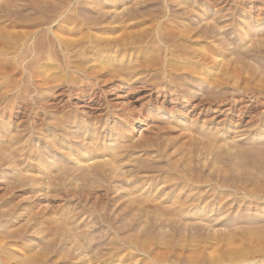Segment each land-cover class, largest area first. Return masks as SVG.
Masks as SVG:
<instances>
[{"label":"rangeland","instance_id":"1","mask_svg":"<svg viewBox=\"0 0 264 264\" xmlns=\"http://www.w3.org/2000/svg\"><path fill=\"white\" fill-rule=\"evenodd\" d=\"M167 1L0 0V264H264V0ZM212 22L221 36L196 32Z\"/></svg>","mask_w":264,"mask_h":264},{"label":"bare ground","instance_id":"2","mask_svg":"<svg viewBox=\"0 0 264 264\" xmlns=\"http://www.w3.org/2000/svg\"><path fill=\"white\" fill-rule=\"evenodd\" d=\"M170 1H171V0H170ZM170 1H167V2H168V5L164 6L163 9H161L160 6H159L160 11L162 10L161 14H162L163 16H164V15L169 16L170 14H172L173 12H175V11L173 10V8L171 9V7L169 6V4L171 3ZM218 1H219V0H218ZM218 1H217V0H213V3H217ZM149 2H150V1H149ZM151 2H152V0H151ZM153 2H156V1H153ZM158 2H159V1H158ZM169 2H170V3H169ZM220 2H221V0H220ZM210 3H212V2H210ZM218 3H219V2H218ZM224 3H225V2H224ZM171 4H172V3H171ZM179 4H180V3H179ZM228 4H229V3H228ZM173 5H174V4H173ZM173 5H171V6H173ZM212 5H213V4H212ZM217 5H218V4H217ZM107 6L112 7V6H115V5L112 3L111 5L109 4V5H107ZM179 6H180V5H179ZM183 6H184V5H183ZM151 7H152V6H151ZM161 7H162V6H161ZM147 8H148V7H147ZM156 9H157V8H156ZM175 9H176V7H175ZM180 9H181V8H180ZM192 9H193V8H192ZM192 9H191V10H192ZM0 10H1V9H0ZM2 10H3V9H2ZM133 10H134V9H133ZM133 10H132V11H133ZM172 10H173V11H172ZM183 10H184V9H183ZM146 11H149V12L152 13V11H150V10H146ZM176 11H177V10H176ZM184 11H186V10H184ZM194 11H195V10H194ZM127 12L129 13V11H127ZM134 12H135V11H134ZM137 12H139V11H136V13H137ZM149 12L146 13V14H149ZM157 12H159V11H157ZM177 12H178V11H177ZM177 12H176V13H177ZM1 13H2V12H1ZM5 13H6V12H5ZM115 13H116V12H115ZM130 13H131V12H130ZM130 13H129V14H130ZM132 13H133V12H132ZM136 13H135V17H136ZM142 13H143V12H142ZM180 13H181V11H180ZM184 13H185V12H184ZM187 13H188V10H187L186 14H187ZM116 14H117V13H116ZM123 14H124V13H123ZM140 14H141V13L139 12V15H140ZM155 14L157 15L158 13H154V15H155ZM177 14H179V13H177ZM191 14H192V12H191ZM193 14H195V13H193ZM127 15H128V14H127ZM130 15H131V14H130ZM137 15H138V14H137ZM139 15H138V16H139ZM156 15H155V16H156ZM173 15H174V13H173ZM173 15H172V16H173ZM175 15H176V14H175ZM182 15H183V14H182ZM196 15H197V14H196ZM117 16H118V15H117ZM117 16H116V17H117ZM125 16H126V15H125ZM125 16H124V17H125ZM131 16H132V15H131ZM178 16H179V15H178ZM188 16H189V15H188ZM197 16H198V15H197ZM109 17H110V16H109ZM113 17H114V14H113ZM128 17H129V16H127V18H128ZM71 18H72V17H71ZM99 18H101V17H99ZM102 18H103V17H102ZM194 18H195V17H194ZM12 19H13V18H12ZM46 19H47V18H46ZM48 19H49V18H48ZM63 19H64V18H63ZM63 19H62V20H63ZM199 19H201V18H199ZM52 20H53V19H52ZM68 20H69V19H65L64 22H67ZM105 20H106V19H105ZM105 20H104V21H105ZM206 20H207V19H206ZM97 21H98V20H97ZM99 21H100V20H99ZM99 21H98V22H99ZM193 21H194V20H193ZM195 21H196V19H195ZM201 21H202V20H201ZM201 21H200V22H201ZM203 21H204V20H203ZM207 21H208V20H207ZM70 22H71V21H70ZM100 22H101V21H100ZM216 22H217V21H216ZM216 22H212V24L209 23V26L207 25L208 27H206V28H204V29H200V28H201V27H200L201 24H200L199 27H195V28H199V29H200V30H199V29H196V32H197V33H198V32H200V33H204L203 36L206 37L207 40L212 39V38L214 37V36H213L214 34H215V35H216V34L219 35V33H220V31H221L220 29L222 28V27H219L218 25H220V24H218V23H216ZM103 23H104V22H103ZM184 23H185V22H184ZM198 23H199V22H198ZM206 23H207V22H206ZM53 24H54V23H53ZM194 24H196V26L198 25L197 23H194V22H188L187 24H185V25H186V26H185L186 28H185L184 30H185V31L188 30V31H187V37L190 35V33H189V32H190L189 30H191L190 27L193 26ZM204 24H205V23H204ZM217 24H218V25H217ZM162 25H163V24H162ZM229 25H230V24H229ZM226 27H227V26H226ZM226 27H225V28H226ZM195 28H194V29H195ZM223 28H224V27H223ZM179 29H180V28H179ZM182 29H183V28H182ZM192 29H193V27H192ZM194 29H193L192 31H194ZM197 30H199V31H197ZM158 31H159V30H158ZM171 31H172V30H171ZM174 31H175V30H173L172 32H174ZM177 31H178V29H177ZM180 31H181V30H180ZM180 31H178V32H180ZM192 31H191V32H192ZM165 32H166V31H165ZM169 32H170V31H169ZM169 32H168V33H169ZM174 33H176V32H174ZM184 33H186V32H184ZM192 33H193V32H192ZM192 33H191V34H192ZM200 33H199V34H200ZM170 34H171V33H170ZM176 34H177V33H176ZM173 35H174V34H173ZM180 35H181V33H180ZM182 35H184V34H182ZM200 35H201V34H200ZM222 35H224V34H222ZM176 36H177V35H176ZM198 36H199V35H198ZM212 36H213V37H212ZM219 36H221V35H219ZM229 36H230V35H229ZM0 37H1V36H0ZM2 37H3V35H2ZM4 37H5V36H4ZM169 37H170V36H169ZM196 37H197V36H196ZM196 37H195V38H196ZM247 37H248V36H247ZM5 38H6V37H5ZM10 38H11V37H10ZM182 38L187 39V38H186V34H185V37H182ZM188 38H189V37H188ZM195 38L193 37V38H191V39L194 40ZM197 38H199V37H197ZM215 38H216V37H215ZM229 38H230V37H229ZM251 38H252V37H251ZM0 39H1V38H0ZM114 39H115V38H114ZM116 39H117V38H116ZM158 39H159V37H158ZM169 39H170V38H169ZM174 39H175V38H174ZM224 39H225V38L222 39V41H224V42L221 41L222 44H224V43H226V42L228 41V40L226 41V39H225V40H224ZM248 39H249V38H248ZM35 40H38V39H35ZM48 40H49V39H48ZM51 40H52V39H51ZM51 40H50L49 43H51ZM61 40H62V39H61ZM68 40H69V39H68ZM110 40H111V39H110ZM119 40L121 41V38H120ZM153 40H155V39L153 38ZM160 40H161V39H160ZM162 40H163V39H162ZM164 40H165V39H164ZM212 40H213V39H212ZM5 41H6V39H5ZM105 41H106V40H105ZM180 41H181V40H180ZM210 41H211V40H210ZM210 41H209V42H210ZM230 41H231V40H230ZM37 42H38V41H37ZM41 42H42V41H41ZM41 42H40V43H41ZM114 42H115V41H114ZM114 42H113V43H114ZM153 42H154V41H153ZM167 42H169V40H168ZM170 42H171V41H170ZM217 42H218V41H217ZM254 42H255V41H254ZM262 42H263V41L259 42V43H261V44H260L261 46H262V44H263ZM6 43H7V42H6ZM34 43H35V42H34ZM44 43H45V42H44ZM65 43H66V42H65ZM106 43H107V42H106ZM113 43H112V44H113ZM117 43L119 44L118 41H117ZM121 43H122V41H121ZM176 43H177V42H176ZM176 43H175V44H176ZM178 43H179V42H178ZM185 43H186V42H185ZM212 43H213V42H212ZM236 43H237V42H236ZM239 43H240V42H239ZM244 43H245V42H244ZM52 44H53V43H52ZM52 44H51V45H52ZM217 44H218V43H217ZM219 44H220V43H219ZM226 44H227V43H226ZM228 44H229V43H228ZM36 45L38 46V44H36ZM36 45H35V46H36ZM41 45H42V44H41ZM41 45H40V46H41ZM43 45H44V44H43ZM45 45H46V43H45ZM51 45H49L50 47H48V50H50L49 48H52V47H53V46H51ZM55 45H56V44H55ZM62 45H63V44H62ZM71 45H72V44H71ZM105 45H106V44H105ZM173 45H174V44H173ZM173 45H172V46H173ZM182 45H183V44H182ZM188 45H189V44H188ZM206 45H207V43H206ZM214 45H215V43H214ZM224 45H225V44H224ZM229 45H230V44H229ZM237 45H238V44H237ZM67 46H68V44L65 45V47H67ZM74 46H75V45H74ZM184 46H185V45H184ZM186 46H187V45H186ZM216 46H217V45H216ZM252 46H253V45H252ZM25 47H26V46H25ZM41 47H42V46H41ZM44 47H45V46H44ZM69 47H70V46H69ZM116 47H117V46H116ZM116 47H115V48H116ZM158 47H159V46H158ZM263 47H264V45H263ZM263 47H262V48H263ZM37 48H39V46H38ZM105 48H106V47H105ZM118 48H119V47H118ZM188 48H189V47H188ZM218 48H219V47H218ZM221 48H223V47H221ZM240 48H241V47H240ZM255 48H256V44H255ZM255 48L253 47L254 50H255ZM257 48H258V47H257ZM257 48H256V49H257ZM260 48H261V47H260ZM260 48H258V49H260ZM28 49H29V48H28ZM35 49H36V48H35ZM39 49H40V48H39ZM39 49H37V50H39ZM41 49L43 50V48H41ZM44 49H45V48H44ZM68 49H69V48H68ZM185 49H186V48H185ZM190 49H191V48H190ZM195 49H196V48H195ZM195 49H194V50H195ZM208 49H209V48H208ZM23 50H24V49H23ZM51 50H53V48H52ZM51 50H50V53H49V54L51 55V52H52V55H54V52L51 51ZM62 50H63V49H62ZM159 50H160V49H159ZM194 50H193V51H194ZM222 50H223V49H222ZM222 50H220V51H222ZM244 50H245V49H244ZM24 51H25V50H24ZM96 51H97V50H96ZM180 51H181V50H180ZM193 51H192V52H193ZM240 51H241V50H240ZM245 51H246V50H245ZM247 51H248V50H247ZM247 51H246V53L250 52V51H248V52H247ZM251 51H252V50H251ZM256 51H257V50H256ZM39 52H40V50H39ZM42 52H43V51H42ZM66 52H67V51H66ZM70 52H71V51H70ZM113 52H114V51H113ZM170 52L172 53V51H170ZM177 52H179V51H177ZM194 52H195V51H194ZM196 52H197V51H196ZM196 52H195V53H196ZM243 52H244V51H243ZM23 53H25V54H23V56H24V55H27L26 52H23ZM173 53H174V52H173ZM181 53H182V52H181ZM185 53H186V52H185ZM188 53H189V52H188ZM198 53H199V51H198ZM200 53H201V52H200ZM240 53H241V52H240ZM258 53H259V52H258ZM262 53H264V52H262ZM262 53H260V54L262 55ZM0 54H2V53H0ZM44 54L46 55V52H45ZM71 54H72V53H71ZM78 54H79V53H78ZM78 54H76V55H78ZM111 54L113 55V53H111ZM160 54H161V53H160ZM179 54H180V53H179ZM179 54H178V55H179ZM206 54H207V53H206ZM208 54H209V53H208ZM208 54H207V55H208ZM243 54H244V53H243ZM252 54H253V53H252ZM254 54H255V53H254ZM21 55H22V54H21ZM37 55L39 56V54L36 52L35 56H37ZM65 55L67 56L66 53H65ZM82 55H83V54H82ZM157 55H158V54H157ZM184 55L186 56V54H184ZM194 55H196V54H194ZM200 55H201V54H200ZM246 55H247V54H246ZM161 56H162V54H161ZM168 56H169V55H168ZM179 56H180V55H179ZM215 56H216V55H215ZM243 56H245V55H243ZM249 56H250V55H249ZM251 56H253V55H251ZM256 56H257V55H256ZM263 56H264V55H263ZM26 57H27V56H26ZM26 57H25V58H26ZM41 57H42V56H41ZM41 57H39V58H41ZM72 57H73V56H72ZM85 57H86V56H85ZM158 57H159V56H158ZM158 57H154V59H156V58H158ZM181 57H183V55H181ZM201 57H202V56H201ZM211 57H212V56H211ZM241 57H242V56H241ZM18 58H20V57H18ZM25 58L22 57L20 60H24ZM37 58H38V57H36V59H37ZM39 58H38V59H39ZM42 58L44 59V57H42ZM45 58H46V57H45ZM174 58H176V56H174ZM174 58H173V59H174ZM177 58H178V57H177ZM197 58L200 59L199 57H197ZM208 58H209V57H208ZM212 58H213V57H212ZM248 58H249V57H248ZM38 59H37V60H38ZM161 59H162V58H161ZM192 59H193V58H192ZM203 59H204V56H203ZM210 59H211V58H210ZM216 59H217V58H216ZM216 59H215V60L213 59V60L216 61ZM239 59H240V58H239ZM244 59H245V58H244ZM246 59H247V58H246ZM246 59H245V61H246ZM257 59H258V58H257ZM257 59H256V60H257ZM25 60H26V59H25ZM37 60L34 59V61H37ZM40 60H41V59H40ZM67 60H68V59H67ZM150 60H151V59H150ZM156 60H158V59H156ZM178 60H179V59H178ZM190 60H191V58H190ZM194 60H195V59H194ZM194 60H193V61H194ZM204 60L206 61V56H205V59H204ZM207 60H208V59H207ZM213 60H211V61H213ZM17 61H18V60H17ZM161 61H162V60H161ZM183 61H184V59H183ZM201 61H202V60H201ZM242 61H243V60H242ZM38 62H39V60H38ZM154 62H155V61H154ZM154 62H153V63H154ZM185 62H186V61H185ZM185 62H184V63H185ZM206 62H207V61H206ZM209 62H210V61H209ZM209 62H208V63H209ZM6 63H7V62H6ZM18 63H19V61H18ZM67 63H68V62H67ZM149 63H150V62H149ZM151 63H152V60H151ZM153 63H152V64H153ZM157 63H158V62H156L155 64L158 65ZM243 63H244V62H243ZM255 63H256V62H255ZM20 64H21V63H20ZM37 64H38V63L36 62V65H37ZM209 64H210V63H209ZM216 64H217V62H216ZM21 65H22V64H21ZM153 65H154V64H153ZM156 65H154V66H156ZM205 65H206V64H205ZM242 65H243V64H242ZM257 65H258V64H257ZM79 66H80V65H79ZM166 66H167V68L174 69L175 71H178V69L183 68V67H178L177 64L174 62V60L172 61V59H171V61H167V62H166ZM166 66H165V67H166ZM220 66H221V65H220ZM259 66H260V65H259ZM262 66H263V65H262ZM262 66H261V67H262ZM10 67H11V66H10ZM218 67H219V66H218ZM230 67H231V66H230ZM257 67H258V66H257ZM3 68H4V67H3ZM219 68H220V67H219ZM253 68H254V67H253ZM258 68H259V67H258ZM8 69H9V68H8ZM8 69H7V70H8ZM25 69H26V68H25ZM36 69H37V68H36ZM81 69H82V66H81ZM81 69H80V70H81ZM116 69H117V68H116ZM220 69H221V68H220ZM235 69H236V68H235ZM235 69H234V70H235ZM254 69H255V68H254ZM254 69H253V70H254ZM259 69H260V68H259ZM12 70H13V69H12ZM117 70H118V69H117ZM124 70H125V68H124ZM182 70H184V69H182ZM187 70H189V69L187 68ZM204 70H205V69H204L201 65H198V64H192V65H191V70H190V71H192V74L195 73L196 75H197V74L199 75L200 73H204ZM224 70H225V69H224ZM228 70H230V69H228ZM234 70H233V71H234ZM255 70H256V69H255ZM257 70H258V69H257ZM260 70H261V69H260ZM260 70L258 71V73L261 72ZM263 70H264V69H263ZM2 71H4V70H2ZM2 71H1V72H2ZM33 71H35V70H33ZM114 71H115V70H114ZM179 71H180V70H179ZM233 71H232V72H233ZM5 72H6V71H4V73H5ZM8 72H9V71H8ZM120 72H121V70H120ZM123 72H124V71H123ZM216 72H217V71H216ZM235 72H237V70H236ZM238 72H239V71H238ZM263 72H264V71H263ZM30 73H31V72H30ZM81 73H83V72H81ZM230 73H231V72H230ZM239 73H240V72H239ZM256 73H257V72H256ZM234 74H235V73H234ZM108 75H109V74H108ZM119 75H120V74H119ZM121 75H122V74H121ZM160 75H161V74H160ZM184 75H185V74H184ZM198 75H197V77H198ZM254 75H255V73H254ZM260 75H261V74H260ZM206 76H207V75H206ZM262 76H264V75H262ZM26 77H27V76H26ZM26 77H25V78H26ZM35 77H36V76H35ZM37 77H38V76H37ZM158 77H159V76H158ZM186 77H187V76H186ZM199 77H200V76H199ZM201 77H202V76H201ZM212 77H213V76H212ZM217 77H218V76H217ZM233 77H235V76H233ZM237 77H238V75H237ZM27 78H28V77H27ZM184 78H185V77H184ZM204 78H205V77H204ZM204 78H203V79H204ZM213 78H214V77H213ZM213 78H212V79H213ZM219 78H220V77H219ZM161 79H162V78H161ZM177 79H179V78H177ZM177 79H176V80H177ZM203 79H202V80H203ZM212 79H211V80H212ZM25 80H26V79H25ZM208 80H209V79H208ZM219 80H220V79H219ZM27 81H28V80H27ZM171 81H173V80H171ZM174 81H175V80H174ZM192 81H193V80H192ZM220 81L222 82V80H220ZM211 82H212V81H211ZM173 83H174V82H173ZM215 92H216V91H215ZM215 92H214V93H215ZM217 92H218V91H217ZM217 92H216V93H217ZM221 94H222V93H221ZM13 96H14V95H13ZM217 96H218V94H217ZM217 96H216V97H217ZM216 97H215V98H216ZM218 97H219V96H218ZM9 98H10V97H9ZM213 98H214V97H213ZM211 100H212V99H210V101H211ZM219 100H221V99H219ZM215 101H217V100L215 99ZM215 101H214V102H215ZM263 101H264V100H263ZM212 102H213V100H212ZM217 102H218V101H217ZM251 107H252V106H251ZM24 108H25V107H24ZM251 109H252V108H251ZM259 110H260V109H259ZM257 113H258V112H257ZM255 114H256V113H255ZM256 115L258 116V114H256ZM136 128H138V123L135 124V125L132 127V131H131V132H134V133H135ZM139 131H140V130H139ZM137 132H138V131H137ZM131 135H132V133H131ZM131 135L129 134V135L127 136V138H128L129 136H131ZM128 143H129V142H128ZM128 143H127V145L124 143V144H125V147H126V146L128 147V145H129ZM124 144H122V145L124 146ZM130 144H131V142H130ZM118 145H119V144H118ZM129 146H130V145H129ZM4 147H5V146H4ZM115 147H116V146H115ZM118 147H120V146H118ZM0 148L2 149V147H0ZM256 148H257V147H256ZM260 148H264L263 145H262V147H260ZM112 149H114V148H112ZM116 149L119 150L120 148H119V149L116 148ZM116 149H115V151H116ZM257 149H258V151H261V150H262V149L259 150V147H258ZM3 150H7V149H3ZM94 150H95V149H94ZM115 151H114V152H115ZM230 151H231V150H230ZM235 151H237V150H235ZM6 152H7V151H6ZM100 152H101V151H100ZM104 152H105V151H104ZM111 152H112V151H111ZM14 153H15V152H14ZM98 153H99V152H98ZM122 153H123V152H122ZM129 153H130V152H129ZM91 154H92V153H91ZM105 154H106V153H105ZM112 154H113V152H112ZM120 154H121V152H120ZM120 154H118V155H120ZM44 155H46V154H44ZM102 155H103V154H102ZM113 155H114V154H113ZM116 155H117V153H116ZM116 155H115V158H116ZM77 156H78V155H77ZM109 156H111V155H109ZM93 158H94V157H93ZM107 158H112V156H111V157H107ZM113 158H114V156H113ZM115 158H114V159H115ZM117 158H118V156H117ZM78 159H79V158H78ZM105 159H106V158H105ZM105 159H102V161L105 160ZM114 159H113V160H114ZM74 160H75V159H74ZM99 160H100V159H99ZM106 160L108 161V159H106ZM106 160H105L104 162H106ZM109 160H110V162H112L111 159H109ZM80 161H81V160H80ZM92 161H93V160H92ZM217 161H218V160H217ZM88 162H89V161H88ZM94 162H95V161H94ZM120 162H121V161H120ZM113 163H114V162H113ZM113 163H112V165H113ZM122 163H123V162H122ZM122 163H120V164H122ZM131 163H132L131 165H133V166L135 165V164H133V161H132ZM55 164H56V163H55ZM73 164H74V163H73ZM75 164H76V162H75ZM78 164H80V162L77 163V166L75 165L77 168H78ZM83 164H84V163H83ZM100 164H101V163H100ZM105 164H107V163H105ZM109 164H110V163H109ZM109 164H107V165H108V167H110V170H111V166H109ZM116 164H117V163H115V167H116ZM120 164H119V165H120ZM117 165H118V164H117ZM155 165H156V164H155ZM164 165H165V163H164ZM75 166H74L73 168H75V170H77V168H76ZM122 166H123V164H122ZM135 166H136V165H135ZM150 166H151V164H150ZM150 166H148V167H150ZM152 166H153V165H152ZM161 166H162V165H161ZM166 166H167V165H165V167H166ZM194 166H195V165H194ZM55 167H56L57 173H58V175H59V174H60L59 172H61V171H60V170H61V169H60L61 167L58 169L57 166H55V165H53V164H47V163H46V164L44 165V170L49 169V170H50V173H51V170H52L53 168H55ZM62 167H63V166H62ZM141 167H142V166H140V168H141ZM153 167H154V166H153ZM175 167H177V165H176ZM79 168H80V167H79ZM79 168H78V170H79ZM86 168H87V165H86V167H85V165H84V168L82 167V168H80V169H81V171H83V172L85 171L84 173H88L86 170H84V169H86ZM89 168H91V170L93 169L91 166L89 167V165H88V168H87V169H89ZM112 168H113V166H112ZM120 168H121V167H120ZM120 168H119V166H118V169H117V167H116V168H113V169H116V171H118ZM142 168H143V167H142ZM156 168H157V167H156ZM156 168H155V169H156ZM162 168H163V166H162ZM166 168H167V167H166ZM190 168H191V167H190ZM190 168H189V166H188V169H189V170H190ZM199 168H200V167H199ZM82 169H83V170H82ZM97 169H98L99 171H103L102 166L97 167ZM104 169H105V167H104ZM124 169H125V168H124ZM134 169H135V168H134ZM136 169H137V168H136ZM150 169H151V168H150ZM157 169H158V168H157ZM159 169H161V168H159ZM180 169H181V168H180ZM192 169H193V168H192ZM194 169H195V171H197L196 168H194ZM197 169H198V168H197ZM56 170H55V171H56ZM58 170H59V171H58ZM106 170H107V169H105V172H106ZM110 170L108 169L107 172H109ZM153 170H154V169H153ZM176 170H177V169H176ZM198 170H199V169H198ZM88 171H89V173H90V169H89ZM95 171H96V170H95ZM99 171H98V172H99ZM112 171H114V170H112ZM112 171H111V175H112V173H113ZM116 171H115V172H116ZM125 171H127V170H125ZM181 171H182V169H181ZM190 171H192V173H194L193 170H190ZM199 171H200V170H199ZM75 172H76V171H75ZM75 172H73L72 174H74ZM83 172H82V173H83ZM107 172H106L105 174H108ZM118 172H119V171H118ZM121 172H122V170H121ZM127 172H128V171H127ZM127 172H126V174H127ZM129 172H130V171H129ZM185 172H186V171H185ZM200 172H201V171H200ZM217 172H218V171H217ZM217 172H216V174H217ZM45 173H46V172H45ZM50 173H49V174H50ZM54 173H56V172H54ZM89 173H88V174H89ZM93 173H94V170L92 171V174H93ZM119 173H120V172H119ZM119 173H116V175L119 174ZM144 173H145V172H144ZM149 173H150V172H149ZM156 173H157V172H156ZM180 173H181V172H180ZM189 173H190V172H189ZM189 173H188V174H189ZM195 173H196V172H195ZM197 173H198V171H197ZM88 174H86V175H88ZM90 174H91V173H90ZM90 174H89L88 177H91V176H94V175L96 176V175H97V172H96V174L94 173V175H92V174L90 175ZM123 174H124V173H122V174L120 173L119 175H123ZM126 174H124V176H125ZM138 174H139V173H138ZM152 174L154 175V173H152ZM183 174H184V173H183ZM218 174H219V172H218ZM60 175H61V174H60ZM83 175H84V174H83ZM113 175H114V173H113ZM127 175H128V174H127ZM141 175H143V174L141 173ZM141 175H139V176H141ZM147 175H148V174H147ZM180 175H181V174H180ZM184 175H185V174H184ZM186 175H187V173H186ZM69 176H70V174H69ZM76 176H77V175H76ZM98 176H100V174H98ZM107 176H108V175H107ZM136 176H138V175H136ZM191 176H192V175H191ZM196 176H197V177H196ZM196 176H195V177L198 178V174H197ZM46 177H47V176H46ZM71 177H72V175H71ZM74 177H75V176H74ZM79 177L82 178V180L84 179L83 177H81V173H80V176H79ZM88 177H87V178H88ZM96 177H97V176H96ZM105 177H106V175H105ZM119 177H120V176H119ZM121 177H123V176H121ZM125 177H126V176H125ZM131 177H133V176H131ZM193 177H194V176H193ZM216 177H217V176H216ZM218 177H219V175H218ZM76 178H77V177H76ZM94 178H95V177H94ZM98 178H99V177H98ZM129 178H130V177L128 176V179H129ZM219 178H220V177H219ZM47 179L49 180V179H50V176H49V178H47ZM77 179H78V178H77ZM109 179H110V178H109ZM112 179H113V178H112ZM125 179H126V178H125ZM142 179H143V178H142ZM182 179H183V182H182V183L184 184L183 188L185 187V185L190 184V182H192L190 176H189V178H188V175H187V178H185V176H184V177H182ZM200 179H201V178H200ZM217 179H218V178H217ZM25 180H26V179H25ZM48 180H47V181H48ZM80 180H81V179H80ZM84 180L86 181L87 179H84ZM163 180H164V178H163ZM165 180H166V179H165ZM171 180L173 181L174 179H170V182H172ZM192 180H194V179L192 178ZM75 181H76V180H75ZM92 181H93V180H92ZM139 181H141V180L139 179ZM148 181H149V180H148ZM166 181H167V180H166ZM196 181H197V180H195V182H196ZM60 182H61V181H60ZM62 182H63V181H62ZM161 182H165V181H161ZM57 183H58V182H57ZM138 183H139V182H138ZM141 183H142V181H141ZM156 183H157V182H156ZM165 183H166V182H165ZM165 183H164V184H165ZM201 183H202V182H201ZM23 184H24V183H23ZM125 184H126V183H125ZM132 184H133V183H132ZM161 184H162V183H161ZM161 184H160V185H161ZM46 185H47V184H46ZM135 185H137V184H135ZM165 185H166V184H165ZM192 185H193V184H192ZM49 186H50V185H49ZM81 186H83V185H81ZM81 186H80V187H81ZM133 186H134V185H133ZM144 186H145V185H144ZM47 187H48V186H47ZM131 187H132V186H131ZM158 187H159V185H158ZM177 187H178V186H177ZM44 188H45V187H44ZM82 188H83V187H82ZM129 188H130V187H129ZM219 188H220V187H219ZM64 189H65V188H64ZM166 190H167V189H166ZM168 190H169V189H168ZM11 192H12V191H11ZM78 192H79V191H78ZM128 193H130V192H128ZM198 193H199V192H198ZM182 194H183V193H182ZM130 195H131V194H130ZM132 195H133V194H132ZM59 196H60V195H59ZM94 196H95V195H94ZM128 196H129V195H128ZM128 196H127V197H128ZM69 197H70V196H69ZM133 197H134V196H133ZM185 197H186V196H185ZM63 198H64V197H63ZM135 198H136V197H135ZM181 199H182V198H181ZM133 200H134V199H133ZM206 200H207V199H206ZM141 201H142V200H141ZM143 201H146V200L144 199ZM204 201H205V200H204ZM216 201H217V200H216ZM176 202H177V201H176ZM180 202H181V200H180ZM218 202H219V201H218ZM144 203H146V202H139V201H136V200L133 202V204H134L135 206H139V205H140V206H142L143 208L145 207V209H146L148 206L150 207V205H148V206L146 207V204H144ZM148 203H149V201H148ZM150 203H151V202H150ZM151 206H154V205L151 204ZM199 206H200V205H194V204L187 205V204H182V203H181L180 206H178V207H176V208H174V209H171V211H172V212H175V213L177 212V214H183V213H185V211H186L187 209H189V208H191L190 211H192V210H198V209H199ZM154 208H155V207H154ZM139 209H141V207H140ZM145 209H144V210H145ZM158 209H162V208H158ZM182 209H183V210H182ZM155 210H157V209H155ZM158 211H159V210H158ZM144 215H145V214H144ZM158 216H159V218H160L159 220H160L161 223L163 224V222H165L166 218L164 217V218H165V220H164V219L161 218L160 215H158ZM166 216H167V215H166ZM169 216H170V215H169ZM172 216H173V215H172ZM174 216H175V215H174ZM100 217H101V216H100ZM176 217H177V216H176ZM12 218H13V217H12ZM103 219H104V218H103ZM143 219H144V218H143ZM171 219H172V218H171ZM178 219H180V218H178ZM59 220H60V219H59ZM145 220L147 221V219H145ZM159 220H158V221H159ZM166 221H167V220H166ZM103 222H104V221H103ZM188 222H189V221H188ZM192 222H193V221H192ZM153 223H154V222H153ZM156 223H157V221H156ZM156 223H154L153 226H154ZM165 223L167 224V222H165ZM183 223H184V222H183ZM200 223H202V222H200ZM45 224H46V223H45ZM128 224H129V223H128ZM47 225H48V224H47ZM107 225H108V224H107ZM126 225H127V224H126ZM140 225H141V224H140ZM144 225H145V227H146V224H144ZM147 225H149V224L147 223ZM159 225H160V224H159ZM159 225H158V226H159ZM163 225H164V224H163ZM183 225H185V224H183ZM192 225L194 226V224H192ZM192 225L190 224L191 227H192ZM181 226H182V225H181ZM190 226H189V227H190ZM13 227H14V226H13ZM143 227H144V226H143ZM145 227H144V228H145ZM170 227H171V226H170ZM170 227H169V228H170ZM182 227H183V226H182ZM191 227H190V228H191ZM195 227H196V226H195ZM199 227H200V226H199ZM54 228H55V227H54ZM54 228H53V229H54ZM78 228H79V227H78ZM124 228H125V227H124ZM148 228H149V227H148ZM148 228H147V229H148ZM157 228L159 229V227H157ZM172 228H173V227H172ZM177 228H178V227H177ZM192 228H194V227H192ZM47 229H48V228H47ZM149 229H150V228H149ZM151 229H152V227H151ZM7 230H10V229H7ZM22 230H23V229H22ZM49 230H51V229H49ZM49 230H48V231H49ZM155 230H156V227H155ZM197 230H198V229H197ZM199 230H200V228H199ZM4 231H6L5 228H4ZM44 231H45V229H44ZM200 231H201V230H200ZM259 231H260V230H259ZM263 231H264V230H263ZM6 232H7V231H6ZM20 232H21V231H20ZM22 232H23V231H22ZM257 232H258V231H257ZM260 232H261V231H260ZM4 233H5V232H4ZM66 233H67V231H66ZM75 233H76V231H75ZM258 233H259V232H258ZM9 234H10V233H9ZM14 234H15V233H14ZM18 234H20L19 231H18ZM231 234H234V233H231ZM263 234H264V233H263ZM15 235H17V234H15ZM228 235H229V234H228ZM7 236H8V235H7ZM66 236H68V234H67ZM69 236L71 237V235H69ZM136 236H137V235H136ZM13 237H15V236H13ZM13 237H12V235H10L9 237H6V239H10V238H13ZM17 237H18V236H17ZM46 237H47V236H46ZM74 237H75L74 239H76L78 242H80V241H84V240H82L84 236H81V239H80L78 236H74ZM103 237H104V236H103ZM100 238H101V237H100ZM137 238H138V237H137ZM95 240H96V239H95ZM33 241H34V240H33ZM33 241H32V242H33ZM43 241H44V242H42V243H43L44 245L42 244V247L45 248V247L48 246V245H46V244H47L49 241L47 240V241H48L47 243L45 242V239H44ZM137 241H138V240H137ZM257 241H258V240H257ZM263 241H264V240H263ZM57 242H58V241H57ZM78 242H77V243H78ZM33 243H34V242H33ZM45 243H46V244H45ZM71 243H72V242H71ZM103 243H104V242H103ZM257 243H258V242H257ZM259 243H261V242H259ZM259 243H258V245H259ZM28 244H29V243H28ZM28 244H27V245H28ZM48 244H50V243H48ZM53 244H54V243H53ZM53 244H52V245H53ZM45 245H46V246H45ZM68 245H69V244H68ZM83 245H84V244H83ZM258 245H257V246H258ZM35 246H37V245H35ZM38 246H40V248H41V245H38ZM50 246H51V245H50ZM50 246H48V247L50 248ZM55 246H58V245H55ZM85 246H86V245H85ZM85 246H84V247H85ZM109 246H111V245H109ZM255 246H256V243H255ZM84 247H83V248H84ZM98 247H99V246H98ZM100 247H101V246H100ZM102 247H103V246H102ZM107 247H108V246H107ZM111 247H112V246H111ZM40 248L38 247V248H37V251H38V249H40ZM49 248H47V249L49 250ZM51 248H53V247L51 246ZM51 248H50V250H51ZM61 248H63L64 250H67L66 247H63V245L61 246ZM95 248H97V247H95ZM113 248H114V246H113ZM41 249H42V248H41ZM63 249H62V250H63ZM85 249H86V247H85ZM97 249H98V248H97ZM42 250H43V249H42ZM48 250H46V252H47ZM68 250L71 251L70 248H69ZM77 250H79V249H77ZM37 251H35V252L37 253ZM39 251H40V250H39ZM72 251H73V250H72ZM83 251H84V250H83ZM94 251H95V250H93V252H94ZM106 251H107V250H106ZM50 252H51V251H49L48 253H50ZM74 252H75V251H74ZM74 252L72 253V255L74 254ZM102 252H103V251H102ZM107 252H108V251H107ZM111 252H112V251H109L108 254H110ZM55 253H57V252H55ZM61 253H62V252H61ZM66 253H67V252H65V254H66ZM79 253H80V252H79ZM94 253H96V252H94ZM94 253H93V255H96V254H94ZM97 253H98V252H97ZM34 254H35V253H34ZM41 254H43L42 251H41L40 253H37V254L33 255V256L29 253L28 255H30V256L27 257L28 255L26 256V252H25V253H24V256L27 257V259H26L24 262H22L21 264H44V262H45L44 259L47 257V255H44V254L41 255ZM65 254H63V258H64V256H66V255H68V257L70 256L68 253H67L66 255H65ZM89 254H92V252H91V253L89 252L88 254H86V257H87V255H88V257H89ZM100 254H101V253H100ZM100 254H99V255H100ZM104 254H105V253H104ZM104 254H103V255H104ZM55 255H57V254H55ZM58 255H59V254H58ZM58 255H57V256H58ZM82 255L85 257L84 252H83ZM82 255H81V256H82ZM99 255H98V258H97V259H99V258L102 259V258H104V256H106L107 254L104 255V256L102 255L103 257H100ZM236 255H237V254H236ZM12 256H14V255H12ZM90 256H91V255H90ZM84 257H83V258H84ZM96 257H97V256H96ZM225 257H226V256H225ZM1 258H3V257H1ZM8 258H10V257L8 256ZM16 258H17V257H16ZM59 258H61V257H59ZM76 258H77V257L75 256L74 259H76ZM79 258H80V257H79ZM79 258H77V259H79ZM210 258H211V257H210ZM216 258H217V256H216ZM84 259H86V258H84ZM88 259H89V258H88ZM4 260H5V259H1V263L5 264ZM6 260H7V259H6ZM86 260H87V259H86ZM90 260L92 261V258H90L89 261H90ZM47 261H48V260H47ZM52 261H53V260H52ZM84 261H85V260H84ZM225 261H226V259H225ZM50 262H51V261H50ZM85 262H86V261H85ZM179 262H180V260H179ZM183 262H184V261H183ZM186 262H187V261H186ZM200 262H201V261H200ZM219 262H220V261H219ZM219 262H218V263L216 262L215 264H219ZM7 263H8V261H7ZM53 263H54V262H53ZM206 263H207V262H206ZM188 264H189V263H188ZM194 264H195V263H194Z\"/></svg>","mask_w":264,"mask_h":264}]
</instances>
